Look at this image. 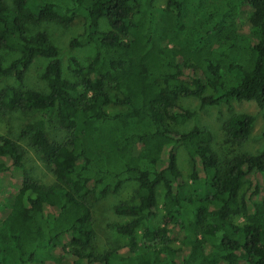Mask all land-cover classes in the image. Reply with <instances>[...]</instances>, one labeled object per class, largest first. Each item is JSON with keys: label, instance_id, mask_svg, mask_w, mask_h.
Listing matches in <instances>:
<instances>
[{"label": "trees", "instance_id": "1", "mask_svg": "<svg viewBox=\"0 0 264 264\" xmlns=\"http://www.w3.org/2000/svg\"><path fill=\"white\" fill-rule=\"evenodd\" d=\"M10 2L0 0V51L18 57L4 66L0 56V76L20 84L31 63L43 59L46 92L6 87L0 114H38L22 134L54 181L26 178L22 150L0 136V160H6L0 177L21 172L10 200L0 188V212H7L0 220V264L51 263L53 253L72 264H264V133L260 154L222 159L208 130H173L192 116L179 105L184 97L201 107L244 101L264 109V0H165L161 8L155 0ZM77 18L82 33L68 46L93 45L94 54L84 65L68 59L70 81L47 34L30 37L27 24L67 27ZM52 122L59 141L45 131ZM252 123L249 115L231 116L225 134L242 143ZM178 147L194 164L187 182ZM246 181L252 189L238 200ZM125 183L136 185V203L114 206L127 220L111 227L129 253L136 252L141 230L146 251L133 258L94 246L92 203ZM159 188L169 227L155 229ZM236 215L245 220L241 226L229 222ZM173 235L186 249L168 246ZM157 242L163 246L150 250Z\"/></svg>", "mask_w": 264, "mask_h": 264}, {"label": "rangeland", "instance_id": "2", "mask_svg": "<svg viewBox=\"0 0 264 264\" xmlns=\"http://www.w3.org/2000/svg\"><path fill=\"white\" fill-rule=\"evenodd\" d=\"M8 6H11L10 0H6ZM165 0H155L154 5L158 8L163 7ZM28 36L32 37L36 32H45L51 43L59 51V59L62 66V72L65 79L72 81L73 77L67 70V61L70 57L78 60L82 65L92 58L94 54V46L87 45L82 48L70 49L68 43L71 39L76 38L82 33L83 22L81 18L75 19L70 25L62 26L55 22H42L40 24H27ZM100 29L106 30L103 22L100 24ZM2 63L6 66L11 60L18 57L17 53L6 50L0 51ZM46 61L40 58L35 59L28 69L25 71L23 80L19 84L11 75L6 77L0 76V91L6 87H13L19 90H33L37 92H46V86L41 79V73L44 69ZM210 91L207 90L206 94ZM179 105L184 110L192 113L191 118L186 122L173 126V130L178 133H185L190 129L196 127L199 129H206L210 132L212 141L211 149L222 159L240 157L242 155L255 156L261 153L263 149L262 134L264 133V109H259L254 102H234L227 104H220L218 106L201 107L198 100L193 97H184L179 99ZM108 112H115L117 109L109 107ZM246 114L252 117L253 123L247 139L242 143H236L227 137L224 131L225 122L234 115ZM39 117L37 113L12 111L5 114H0V136L11 139L17 143L23 152V173L26 178L35 180L43 185H50L54 178L44 163L37 156L34 149L28 144V135L22 134L25 127L35 124ZM45 131L48 135L59 141L62 138L61 132L57 130L55 122L46 124ZM177 165L182 173L183 180L187 182L188 175L191 174L194 166L182 147H178L176 151ZM4 163L6 160H0ZM21 181V172L19 170L9 171L4 177H0V188L2 192H8L5 199H11V192L16 191L18 184ZM134 183H125L121 189L115 194H109L105 198L99 199L92 203L91 217L94 233V246L99 253L106 251L115 252L122 257H134L146 251L145 246L141 243V230L138 232V247L136 252L129 253L126 248V239L115 233V223L124 222L127 219L116 215L113 211L114 206L124 203H136L135 201ZM252 189L248 181L244 182L238 193V200L246 196L248 190ZM163 189L157 190V208L156 217L152 220L151 225L157 229L159 227H169L167 220L164 219L163 212L160 208ZM251 213V209L249 208ZM248 212V213H249ZM249 213V214H250ZM6 213L0 212V220L6 218ZM229 222L235 226H241L245 220L242 215H236L230 218ZM1 233V232H0ZM168 246L176 251L184 248L182 237L173 235ZM200 239V238H199ZM210 243L207 240V244ZM206 244V245H207ZM161 242L153 243L150 250H158L162 247ZM138 252V253H137ZM189 253V250L186 251ZM178 257V256H176ZM51 258L53 261L44 264H72V259L66 255H59L53 253ZM177 260V258H176Z\"/></svg>", "mask_w": 264, "mask_h": 264}]
</instances>
